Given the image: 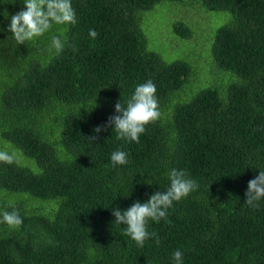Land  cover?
Here are the masks:
<instances>
[{"label": "trees", "instance_id": "1", "mask_svg": "<svg viewBox=\"0 0 264 264\" xmlns=\"http://www.w3.org/2000/svg\"><path fill=\"white\" fill-rule=\"evenodd\" d=\"M166 1L232 14L209 39L211 63L232 81L180 99L202 86L206 69L168 62L148 46L145 15ZM72 6L75 25L53 24L17 45L9 25L25 5L0 0V151L16 161L0 163V214L18 210L23 218L19 229L0 223V264H174L177 249L183 264H264V199L257 209L245 203L248 182L264 170V0ZM173 29L187 41L194 34L183 21ZM53 36L66 42L60 54ZM195 51L194 60L203 55ZM149 79L162 117L139 143L117 139L114 126L94 132ZM116 150L128 164L113 166ZM174 168L199 188L174 202L167 220L149 222L160 242L140 248L112 211L165 191Z\"/></svg>", "mask_w": 264, "mask_h": 264}, {"label": "clouds", "instance_id": "2", "mask_svg": "<svg viewBox=\"0 0 264 264\" xmlns=\"http://www.w3.org/2000/svg\"><path fill=\"white\" fill-rule=\"evenodd\" d=\"M26 10H21L11 16L9 30L19 44L34 41L48 32L53 24L75 25L77 23L76 10L72 6V0H23ZM91 38L95 39L99 33L89 30ZM65 41L59 36L52 37L51 48L57 54L64 51ZM51 50V49H50ZM76 51L77 49H73ZM157 88L152 80H148L136 86L126 106L118 101L115 104L117 115L109 118L107 125L98 126L94 132L99 133L108 126H114L117 139L140 142V135L145 133L146 126L153 124L162 117L159 107ZM88 139L95 141L97 136ZM15 156L6 151H0V163L11 165L15 163ZM111 162L115 165H126L129 163L128 154L122 150H116L111 154ZM170 186L163 192L157 191L150 198L141 203L139 201L126 210L119 207L113 209L112 215L116 224L126 225L124 234L129 236L140 248L144 247L145 241L155 238L159 244V237L155 232L148 231L150 221L160 222L167 220L168 210L186 198L193 191L198 190L199 184L191 179L187 170L172 169L168 173ZM245 203L253 208H259V201L264 199V170L248 182L245 193ZM170 223V221H168ZM0 223H6L10 228L19 229L23 224V218L18 210L3 211L0 214ZM174 264H183V252L179 249L173 253Z\"/></svg>", "mask_w": 264, "mask_h": 264}, {"label": "rangeland", "instance_id": "3", "mask_svg": "<svg viewBox=\"0 0 264 264\" xmlns=\"http://www.w3.org/2000/svg\"><path fill=\"white\" fill-rule=\"evenodd\" d=\"M231 18L232 14L227 11H205L202 8H198V6L180 7L179 3L175 1H166L146 13V21L143 22V26L150 48L168 62L183 60L188 62L193 67V70L199 69L201 71V69H206L200 74L201 77L198 81L202 86L188 89L186 95L180 97L181 100L190 98L198 89L207 87L208 84H210V87H215L211 83H217V86H222L235 78L233 75L227 72L224 73L216 68L210 60L209 39L212 42L216 29L228 23ZM177 21H183L192 27L194 34L189 38V41L174 32L173 25ZM195 44L198 47H195ZM206 47L207 49L204 50ZM195 48L199 55L202 52L203 55L199 59L194 60Z\"/></svg>", "mask_w": 264, "mask_h": 264}]
</instances>
